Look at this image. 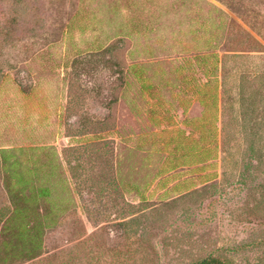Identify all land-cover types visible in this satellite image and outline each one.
<instances>
[{"label":"rangeland","instance_id":"374dc122","mask_svg":"<svg viewBox=\"0 0 264 264\" xmlns=\"http://www.w3.org/2000/svg\"><path fill=\"white\" fill-rule=\"evenodd\" d=\"M138 50L154 75L195 54L222 80L219 180L142 191L153 173L126 143ZM210 258L264 264V0H0V264Z\"/></svg>","mask_w":264,"mask_h":264},{"label":"crops","instance_id":"0c3cea01","mask_svg":"<svg viewBox=\"0 0 264 264\" xmlns=\"http://www.w3.org/2000/svg\"><path fill=\"white\" fill-rule=\"evenodd\" d=\"M136 53L127 72L125 98L132 118L127 127L132 132L126 143L132 152L142 153L144 174L153 173V184H143L142 191L180 196L219 180L226 129L222 80L216 81L210 63L200 62L195 54L163 63L154 75L147 70L145 54ZM63 95L65 109V87ZM117 136L111 130L116 144Z\"/></svg>","mask_w":264,"mask_h":264},{"label":"trees","instance_id":"16d2710c","mask_svg":"<svg viewBox=\"0 0 264 264\" xmlns=\"http://www.w3.org/2000/svg\"><path fill=\"white\" fill-rule=\"evenodd\" d=\"M197 264H225L224 262H220L216 259L210 258V259H203Z\"/></svg>","mask_w":264,"mask_h":264}]
</instances>
